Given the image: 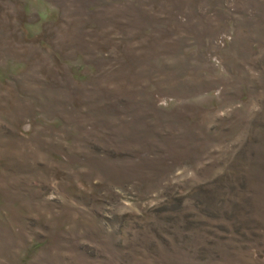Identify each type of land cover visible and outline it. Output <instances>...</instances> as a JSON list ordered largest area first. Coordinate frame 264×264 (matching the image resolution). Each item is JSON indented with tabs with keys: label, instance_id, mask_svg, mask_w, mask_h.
Returning <instances> with one entry per match:
<instances>
[{
	"label": "rangeland",
	"instance_id": "1",
	"mask_svg": "<svg viewBox=\"0 0 264 264\" xmlns=\"http://www.w3.org/2000/svg\"><path fill=\"white\" fill-rule=\"evenodd\" d=\"M0 264H264V0H0Z\"/></svg>",
	"mask_w": 264,
	"mask_h": 264
}]
</instances>
